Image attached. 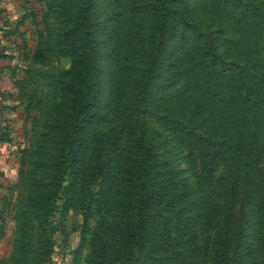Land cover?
<instances>
[{
    "label": "trees",
    "instance_id": "1",
    "mask_svg": "<svg viewBox=\"0 0 264 264\" xmlns=\"http://www.w3.org/2000/svg\"><path fill=\"white\" fill-rule=\"evenodd\" d=\"M183 2L127 0L114 12L110 39L122 52L115 53L114 82L120 119L108 128L100 105L99 0L59 4L69 14L55 51L70 59V67L54 79L57 100L33 144L34 208L28 206L24 219L49 223L60 206L97 217L94 264L130 263L164 238L170 224L179 234L180 254L203 264H264V0L237 15L260 36L241 59L220 52L213 33L191 23ZM194 27L200 36L182 55ZM179 32L171 74L162 79ZM181 82L176 101L200 119L197 128H178L189 149L194 190L184 169L161 158L145 118L155 94ZM248 222L251 234H245Z\"/></svg>",
    "mask_w": 264,
    "mask_h": 264
},
{
    "label": "rangeland",
    "instance_id": "2",
    "mask_svg": "<svg viewBox=\"0 0 264 264\" xmlns=\"http://www.w3.org/2000/svg\"><path fill=\"white\" fill-rule=\"evenodd\" d=\"M216 1L184 0L183 4L191 23L197 22L205 33H213L220 52L241 59L248 46L260 39L256 30L241 25V17H237L254 0H222L218 8L214 6ZM60 3L61 0H0V264H94L91 236L97 217L76 208L63 211L60 206L49 223L24 219L33 197V144L42 131L48 110L57 100L54 79L70 67V59L55 51L58 34L69 14L59 8ZM99 3L100 105L102 124L108 128L120 119V97L114 85L118 69L115 53L122 56L121 48L111 43L110 26L114 12L123 8L127 0H99ZM180 28L183 26L179 25ZM198 30L189 28L182 55L193 48L200 36ZM179 36L180 32L174 34L172 49L160 70L162 79L171 74ZM182 55L175 59L181 62ZM182 83L165 94L156 93L145 118L149 136L161 158L170 159L184 169L194 190L198 184L187 159L189 149L178 128H197L200 119L191 114L192 109L176 101ZM219 168L221 174L223 168L221 165ZM36 177L41 178L39 172ZM245 216L246 221L250 220L249 212ZM245 227V234H251V224L248 222ZM165 233L164 238L159 236L157 243L151 242L144 253L137 254L128 264H203L200 257L180 254L179 234L172 224Z\"/></svg>",
    "mask_w": 264,
    "mask_h": 264
}]
</instances>
